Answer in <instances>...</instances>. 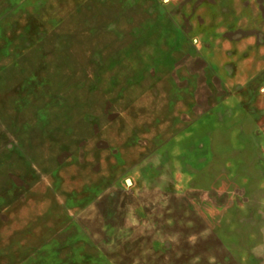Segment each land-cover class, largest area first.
Here are the masks:
<instances>
[{
	"label": "rangeland",
	"instance_id": "1",
	"mask_svg": "<svg viewBox=\"0 0 264 264\" xmlns=\"http://www.w3.org/2000/svg\"><path fill=\"white\" fill-rule=\"evenodd\" d=\"M0 264H264V0H0Z\"/></svg>",
	"mask_w": 264,
	"mask_h": 264
},
{
	"label": "water",
	"instance_id": "2",
	"mask_svg": "<svg viewBox=\"0 0 264 264\" xmlns=\"http://www.w3.org/2000/svg\"><path fill=\"white\" fill-rule=\"evenodd\" d=\"M127 182H128L129 184H131V180H130V179H128Z\"/></svg>",
	"mask_w": 264,
	"mask_h": 264
}]
</instances>
